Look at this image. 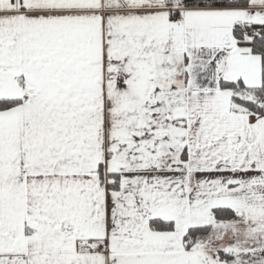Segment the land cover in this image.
<instances>
[{
	"label": "snow or ice",
	"instance_id": "1",
	"mask_svg": "<svg viewBox=\"0 0 264 264\" xmlns=\"http://www.w3.org/2000/svg\"><path fill=\"white\" fill-rule=\"evenodd\" d=\"M0 264H264V0H0Z\"/></svg>",
	"mask_w": 264,
	"mask_h": 264
}]
</instances>
